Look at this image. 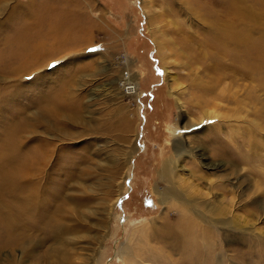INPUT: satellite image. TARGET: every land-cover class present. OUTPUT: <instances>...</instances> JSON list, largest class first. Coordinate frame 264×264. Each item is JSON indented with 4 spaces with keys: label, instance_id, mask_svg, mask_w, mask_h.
<instances>
[{
    "label": "rangeland",
    "instance_id": "rangeland-1",
    "mask_svg": "<svg viewBox=\"0 0 264 264\" xmlns=\"http://www.w3.org/2000/svg\"><path fill=\"white\" fill-rule=\"evenodd\" d=\"M97 1L92 13L108 28L84 52L37 62L26 49L32 0H0V264H60L62 252L66 264H264V0ZM218 13L239 18L226 25L252 42V77L231 58L241 54L246 62L242 48L221 46L213 26L204 28ZM236 66L245 73L230 78ZM126 74L136 92L121 87ZM211 111L219 114L221 144L207 142L206 152L223 147L238 163L241 188L224 185L238 190L236 211L262 240L249 244L196 218L193 232L206 236L210 259L202 239L195 246L153 233L165 229L162 221L174 231L184 211L165 210L154 193L165 188L157 168L173 150L171 129ZM15 137L17 157L10 156ZM10 159L35 173L29 183L40 208L63 207L53 218L71 233L58 243L50 242L46 209L38 204L37 216L21 220L20 200L1 193L20 182L15 174L10 180ZM196 166L186 158L185 167ZM228 190L224 203L233 201ZM149 221L155 227L145 231Z\"/></svg>",
    "mask_w": 264,
    "mask_h": 264
},
{
    "label": "bare ground",
    "instance_id": "bare-ground-1",
    "mask_svg": "<svg viewBox=\"0 0 264 264\" xmlns=\"http://www.w3.org/2000/svg\"><path fill=\"white\" fill-rule=\"evenodd\" d=\"M234 7H233V12L237 14V10ZM232 13L230 14L232 15ZM231 15L229 17L227 15L220 16L219 14L220 17H216L215 21L213 19H212L213 21L205 20L204 22L206 23V25L204 28L208 29L210 25L213 26V28L209 27V31L211 35L214 37V39H217V42H219L221 46L242 48L241 52L246 54V62L242 59L241 54L232 55L233 57L231 58L232 60H234V62L237 61L238 64H239V59L241 62L243 61V63H241L240 65L244 64L243 68L245 69V72L249 74L250 77H252L255 71L254 49L252 42L246 43L245 41H243L244 34H241L237 30L228 27L226 25L227 23L229 24L238 23L237 20L239 18H237L235 15L234 16L236 18L232 17ZM253 20L255 21V19ZM13 70H12L13 72H18L16 71L15 68H13ZM240 71L244 72L241 66L238 67L236 66L233 69V73L232 74L228 73V74L230 78L235 79L236 78L235 73L238 74ZM120 84L121 87L126 92L135 91L134 83L130 81V76L127 74L126 76H123L121 78ZM9 98H11V96H9ZM175 98L179 103V106L182 108L183 104L180 102V99L178 97ZM207 117L211 118V120L209 124L205 125L206 123L205 124L203 123ZM218 117H219L218 113H216L215 111L214 112L211 111L210 114L207 116L202 114L199 122L192 120L193 118L192 117L189 118L191 120L185 119V121L180 126L177 125V127L175 126L173 127V129H171L170 132V137L172 140L171 149L173 150L169 156L163 158V160L159 164V167L157 168L158 176L161 178L162 183H164L165 188L163 187L158 188L157 185L154 190L158 204L164 205L165 210H169L172 208L174 209L179 208V211L184 210L181 212L180 216L177 219L176 222L177 227L175 226L176 229L174 231H171V228L169 227L166 221H162L161 223H159V226H163L165 229L163 231H158V232H155L154 230L155 233L153 234L156 235V238L163 240L164 242H173V243L190 242L195 246H199L198 240L202 239L201 245L206 247L207 249L205 250L206 253H203L202 255H207L208 257H210V259L213 256V253L209 251V247L206 243V236L197 235L195 231L193 232L194 227L197 225L196 218H199L200 220L204 221V223L207 222L210 223V225H212L210 227L212 228L214 227L217 228L218 227L217 225H220V227L226 229L225 232L227 236L229 237L234 236L235 238L237 236L238 238L246 239L248 240L249 244L252 243L254 244L262 240L261 233H257L258 228H256L253 223L248 224L247 219L246 218L244 219L236 211V208L239 207V206H235L237 197H239L238 190L231 189L230 191L224 185V182L230 181L233 185H235V187L237 186L238 188H241L240 186L241 172H240V168L236 165L238 163H236L234 160L231 159L230 153L229 154L226 153L223 147L221 148L217 147L216 150L212 152L213 154L212 153L209 154L208 152H206L207 142L216 141L218 142V144H221L220 143L221 137L219 133H220V128H222V125L220 121H218L219 120ZM18 142L19 140L16 139L17 145L11 148L10 156H16V157L19 156ZM27 158L28 157H26V159ZM186 158L189 159L195 158L197 160L198 167L196 166L191 169L185 167ZM9 161L13 163H8L5 165V167L10 169L12 172L9 176L10 180L11 179L14 180V177L12 178V176H14L15 174L19 179L17 181L20 182L14 183L13 181V185L9 183V186L6 187L4 191H1V193H4L8 197H11V200H20L21 203H17V204L23 208L22 209L23 214L21 216V220L26 221L28 215H32V213L35 212L34 215H32L34 217L37 216V213H39L40 210L46 209L44 211L45 213L44 218L45 221H48L51 224L48 225L50 226V229H52V233H53L52 236L50 237V240H52L50 242L55 243L57 241L59 242V240L61 241V238L64 239V237L67 236L66 234H68L70 230H68V227L65 226L63 223H59L60 222L59 218L58 219L56 218L58 213L59 214L63 213V209H62L63 207L57 208L59 205L58 206L55 205V207L53 208L52 207L40 208L39 197L37 194L38 191L32 193L29 183L30 179H32V177L34 176L33 174L35 173L32 170L23 169L21 166L15 163L16 162L15 159H10ZM202 168L209 170L208 173L206 172L200 173V169ZM0 189L2 190V188ZM226 190L230 191L233 194L232 197L233 201L230 200L231 202L224 203V196H225L224 192ZM64 196L65 195H63V197ZM63 197L60 198V200L63 199ZM38 204H39V208H38L39 211H36L35 208L36 205L38 206ZM189 210L190 212L187 214L186 212H188ZM209 213L215 216L212 218L208 216ZM53 215H55L56 217L53 218ZM3 217L6 218V216ZM160 217L165 218L167 220L166 213L163 215V217L160 214ZM153 222L154 221H149L142 225L145 231L147 228V224L149 223H150V228H152L153 226L155 227L154 224H151ZM54 251H57V253L59 254V250H54ZM127 254L128 251L125 250L121 252L120 256L121 258L125 259L127 258ZM60 257H61L60 264H66L68 261L67 255H65L62 252L60 254Z\"/></svg>",
    "mask_w": 264,
    "mask_h": 264
},
{
    "label": "crops",
    "instance_id": "crops-1",
    "mask_svg": "<svg viewBox=\"0 0 264 264\" xmlns=\"http://www.w3.org/2000/svg\"><path fill=\"white\" fill-rule=\"evenodd\" d=\"M30 4L26 49L38 55L37 62L51 55L63 58L84 52V45L97 39L98 30L109 23L92 13L97 0H32Z\"/></svg>",
    "mask_w": 264,
    "mask_h": 264
},
{
    "label": "snow or ice",
    "instance_id": "snow-or-ice-1",
    "mask_svg": "<svg viewBox=\"0 0 264 264\" xmlns=\"http://www.w3.org/2000/svg\"><path fill=\"white\" fill-rule=\"evenodd\" d=\"M49 67H54V65H49Z\"/></svg>",
    "mask_w": 264,
    "mask_h": 264
},
{
    "label": "built area",
    "instance_id": "built-area-1",
    "mask_svg": "<svg viewBox=\"0 0 264 264\" xmlns=\"http://www.w3.org/2000/svg\"><path fill=\"white\" fill-rule=\"evenodd\" d=\"M126 73V72H123V74ZM123 76H126V75H123ZM123 85V84H122Z\"/></svg>",
    "mask_w": 264,
    "mask_h": 264
}]
</instances>
